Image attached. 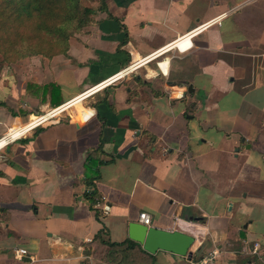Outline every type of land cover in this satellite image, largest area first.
Wrapping results in <instances>:
<instances>
[{
	"label": "crops",
	"instance_id": "obj_1",
	"mask_svg": "<svg viewBox=\"0 0 264 264\" xmlns=\"http://www.w3.org/2000/svg\"><path fill=\"white\" fill-rule=\"evenodd\" d=\"M106 5L70 39L69 57L0 61V139L173 49L0 150V264H111L95 236L131 239V225L147 227L142 212L148 228L192 236L197 258L219 248L214 264H264L252 218L264 210V0ZM184 38L190 47L179 51ZM99 158L107 163L97 168ZM88 180L96 208L106 209L101 221L85 196ZM153 255L156 264H188Z\"/></svg>",
	"mask_w": 264,
	"mask_h": 264
},
{
	"label": "trees",
	"instance_id": "obj_2",
	"mask_svg": "<svg viewBox=\"0 0 264 264\" xmlns=\"http://www.w3.org/2000/svg\"><path fill=\"white\" fill-rule=\"evenodd\" d=\"M97 11L108 12L106 0H99L97 7L85 5L83 0H0V61L11 65L36 56L69 57L70 39L95 24ZM109 17L113 18L111 14ZM103 145L101 141L92 153L103 152ZM106 163L97 159V168ZM98 177L97 171L93 178ZM87 185L93 191L86 192V199L95 209L97 220L101 221L105 209L96 208L99 204L96 189L89 180ZM94 240L106 246L107 260L111 264H156L153 254L129 238L122 242L104 241L99 232Z\"/></svg>",
	"mask_w": 264,
	"mask_h": 264
},
{
	"label": "built area",
	"instance_id": "obj_3",
	"mask_svg": "<svg viewBox=\"0 0 264 264\" xmlns=\"http://www.w3.org/2000/svg\"><path fill=\"white\" fill-rule=\"evenodd\" d=\"M187 41L188 40L186 38L179 40L177 42V44H175V48L178 49L179 51H186L190 47L189 46V41L188 42ZM182 47H185V49L182 50L181 49ZM172 49L173 48H171V47L162 48V49L156 51L155 53H153L152 55H150L149 57H147L144 60H142L140 63H135V64H132V65H129V66L125 67L120 73L116 74L115 76H113L112 78L108 79L104 83H101L100 85H97V86L93 87L89 91H87L84 94H82V96L76 98L75 101L82 100L83 97L86 94H88V92H94V91L96 92V91H99V90L107 87L114 78H121V77H124V76H127V75H130V74L134 73L136 71V69H138V67L140 65H142V64H144V63H146V62H148L150 60L163 57V56H165L166 53L172 51ZM67 108H69V107H67ZM64 110L65 109H62L57 115H54L55 114V112H54L55 110H53V111H51V112H49V113H47L45 115H51L52 114L53 116L51 118H54V117L60 115ZM42 117H39V119L42 118ZM51 118H49V119H51ZM43 122H45V121H43V119H42V120H39L36 123L35 122H31V123H29L26 126H30V125L33 124L31 126V129H33V128H36L39 125H41ZM88 191H93V189L92 188H89ZM105 211H106V209H105ZM139 219H140L141 223L144 224L145 226H147V227H151L152 226V219H151V216L148 213H145V212L140 213ZM259 248H260V244L259 243H255L254 246H253V248H252V253L253 254H257ZM220 253H221V250L219 248H215L210 253L206 254L205 256H203L201 258H197L194 253H193V255L191 257L185 256V258H186L188 264H214L215 261L217 260V257L219 256ZM27 254H28V252L25 249H17L16 250V256L17 257H24Z\"/></svg>",
	"mask_w": 264,
	"mask_h": 264
},
{
	"label": "water",
	"instance_id": "obj_4",
	"mask_svg": "<svg viewBox=\"0 0 264 264\" xmlns=\"http://www.w3.org/2000/svg\"><path fill=\"white\" fill-rule=\"evenodd\" d=\"M191 89H193L192 86L189 87L188 92H191ZM129 236L151 254L165 251L183 257L193 255L190 250L194 242L193 237L182 232H168L131 225Z\"/></svg>",
	"mask_w": 264,
	"mask_h": 264
},
{
	"label": "bare ground",
	"instance_id": "obj_5",
	"mask_svg": "<svg viewBox=\"0 0 264 264\" xmlns=\"http://www.w3.org/2000/svg\"><path fill=\"white\" fill-rule=\"evenodd\" d=\"M185 39V38H184ZM188 40V39H187ZM188 42V41H187ZM177 44V43H176ZM175 45V44H174ZM173 46V45H172ZM171 47V46H170ZM186 47V46H185ZM185 47H182L181 49L182 50H184L185 49ZM143 60V59H142ZM139 61H141V60H139ZM138 61V62H139ZM117 80V79H116ZM79 100H77V101H75V100H73V101H71V102H69L68 104H66V105H63L62 107H59L58 109H56L54 112H55V114L54 115H57L62 109H66L67 107H70V106H72L73 104H75L76 102H78ZM66 106V107H65ZM41 116V115H40ZM53 115L51 114V115H45V116H43L42 118H40L39 119V117H32V119H30L32 122H38L39 120H42L43 119V121H46V120H48L49 118H51ZM51 121V120H50ZM27 122V121H26ZM26 124V123H25ZM33 125V124H32ZM32 125H30V126H24V127H21V128H13L14 130L12 131V132H10L11 134L10 135H8L7 137H5V138H3V139H0V150L2 149V148H4L5 147V145H7V143L9 142V141H11V140H13V139H17V138H19V137H21L24 133H26L27 131L29 132V130L31 129V126ZM45 125V124H44Z\"/></svg>",
	"mask_w": 264,
	"mask_h": 264
},
{
	"label": "rangeland",
	"instance_id": "obj_6",
	"mask_svg": "<svg viewBox=\"0 0 264 264\" xmlns=\"http://www.w3.org/2000/svg\"><path fill=\"white\" fill-rule=\"evenodd\" d=\"M83 1H84L85 5H89V6H91L94 2V0H83ZM42 116H45V115H41L39 117H42ZM58 116H60V115H58ZM252 218H257V220H259L257 222V225L261 231L258 234L261 235L260 238L264 239V236H262V235H264V210L256 208L255 212L252 214ZM229 244L231 245L232 249H236L239 251H243L245 249V247L248 248L247 245L243 244V242H241V241H239V242L231 241V243H229Z\"/></svg>",
	"mask_w": 264,
	"mask_h": 264
}]
</instances>
